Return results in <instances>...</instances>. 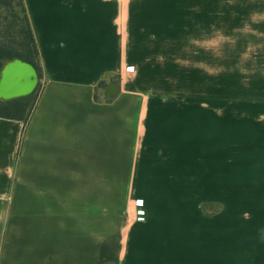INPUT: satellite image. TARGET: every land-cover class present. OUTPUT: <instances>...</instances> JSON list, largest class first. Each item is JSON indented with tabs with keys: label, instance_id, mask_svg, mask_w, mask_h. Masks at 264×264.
I'll return each mask as SVG.
<instances>
[{
	"label": "crops",
	"instance_id": "crops-1",
	"mask_svg": "<svg viewBox=\"0 0 264 264\" xmlns=\"http://www.w3.org/2000/svg\"><path fill=\"white\" fill-rule=\"evenodd\" d=\"M25 3L43 77L0 118V264H264V0Z\"/></svg>",
	"mask_w": 264,
	"mask_h": 264
},
{
	"label": "trees",
	"instance_id": "trees-1",
	"mask_svg": "<svg viewBox=\"0 0 264 264\" xmlns=\"http://www.w3.org/2000/svg\"><path fill=\"white\" fill-rule=\"evenodd\" d=\"M15 59L34 65L39 75V84L30 96L7 102L0 100V118L27 125L41 91L43 74L39 48L25 0H0V72L7 63ZM106 87V82L99 83L95 91L96 101L99 100L98 92Z\"/></svg>",
	"mask_w": 264,
	"mask_h": 264
},
{
	"label": "water",
	"instance_id": "water-1",
	"mask_svg": "<svg viewBox=\"0 0 264 264\" xmlns=\"http://www.w3.org/2000/svg\"><path fill=\"white\" fill-rule=\"evenodd\" d=\"M39 84V75L31 63L15 59L7 63L0 72V100L11 101L30 96ZM120 88L116 82L110 83L105 96L111 100L119 94Z\"/></svg>",
	"mask_w": 264,
	"mask_h": 264
},
{
	"label": "rangeland",
	"instance_id": "rangeland-1",
	"mask_svg": "<svg viewBox=\"0 0 264 264\" xmlns=\"http://www.w3.org/2000/svg\"><path fill=\"white\" fill-rule=\"evenodd\" d=\"M182 26H183V23H182ZM116 202H120V195H114V205H115V203ZM117 215L116 214H114V225H113V238H114V240H113V242H112V248H120V241H115V234L117 233V231H118V229L120 228L119 227V224H117ZM98 248H101V249H103V243L102 242H100V243H98Z\"/></svg>",
	"mask_w": 264,
	"mask_h": 264
}]
</instances>
